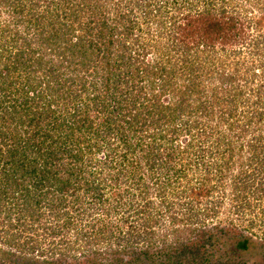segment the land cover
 I'll use <instances>...</instances> for the list:
<instances>
[{
	"label": "trees",
	"instance_id": "16d2710c",
	"mask_svg": "<svg viewBox=\"0 0 264 264\" xmlns=\"http://www.w3.org/2000/svg\"><path fill=\"white\" fill-rule=\"evenodd\" d=\"M215 1L0 0L15 19L5 24L0 11V214H7L0 264H62L54 256L65 239H51L47 249L24 236L39 228L18 230L11 219L37 217L56 237L75 223L67 197L83 214L76 227L95 219L100 203L108 217L86 234L124 240L123 253L92 251L69 264H210L220 247L229 254L216 264L247 256L264 264V239L239 231L231 217L264 218L263 39L245 72L235 58L259 25L250 14H261L264 3L244 1L248 14ZM200 166L198 187L175 197L181 180L194 184L190 169ZM163 178L155 195L166 210L152 216L147 201L144 223L125 233L129 217L118 209L140 205L150 182ZM215 195L217 211L208 214L222 215L221 225L202 222L183 239L177 224H192L201 200ZM51 199L55 227L36 211ZM167 220L168 229H155ZM172 232L174 250L154 248L156 234L167 242Z\"/></svg>",
	"mask_w": 264,
	"mask_h": 264
},
{
	"label": "rangeland",
	"instance_id": "374dc122",
	"mask_svg": "<svg viewBox=\"0 0 264 264\" xmlns=\"http://www.w3.org/2000/svg\"><path fill=\"white\" fill-rule=\"evenodd\" d=\"M185 1L187 2L188 0H185ZM222 1L223 0H216L215 1V4L218 6L217 8L227 6L225 9H227L228 11H232V10H234V7H236L237 9H240V10H243V11H245L247 9L248 14H250L251 8L249 7L248 4H246V2H244V1H247V0H227L225 3H224V1L223 2ZM263 3H264V0H263ZM244 5L245 6L247 5V8ZM260 7L263 8L262 11L260 10L261 14H258L259 12H255L253 14H250V15H254V16L258 17L257 18V22L259 23V25H257L256 27H254L252 29V31L250 32L251 34H250L249 39L247 41H245V43L243 44L244 47L241 48V52L242 53L240 55H238L237 57H235L237 59V62L240 63V65L244 64V68H243L244 72H245L246 69H248L249 66H251V64H253L252 61H253L254 49H256L254 47V45L257 44V42L261 41L260 39H263V41H261V46L264 47V4H262ZM257 10H259V9L257 8ZM0 11H1V19H2V21L5 24L8 23V21L10 19H14L12 14L9 12L8 8L3 7V9L0 10ZM259 18L262 19V22H261V20ZM14 25H15V22L12 21V26H14ZM18 29H20V28H18ZM258 37H261V38H258ZM20 46L22 47L23 45H20ZM233 56H235V55H233ZM258 64H259V62H258ZM196 144H197V142H195V145ZM134 160H135V158H134ZM202 167L200 166V167H194V169H190L191 170L190 174L197 173L196 178L193 181L194 184L193 185L188 184V181L183 177L184 179L181 180V184H179V186H178L179 187V190H178L179 193H176L177 196H175V197H178L180 195L190 194L192 192L193 188H197L198 187V185L201 183L200 182L201 179L200 180H198V179L200 178L201 171H203V169H204ZM142 174H140V177L142 176ZM138 178H139V176H138ZM166 178H163V179H161V181H158L159 184H157V182H155L156 180L150 182V188H151L150 189L151 190L150 193H151V195L150 196H146L145 198H143L144 196L140 197V200L143 199L144 203L143 202L142 203L139 202L140 205L138 203H136L134 208H130V205L127 204V205H125L123 207L124 209H122V208L118 209V211H120L119 215L123 216V219H128V217H129L130 223L128 224V227L127 226L123 227L125 233L130 232L131 231V227L140 226V225H142L144 223V216L148 215V212H149V210L144 212L145 203H147V201H153V205H152L153 209L151 207V211H152V214H153L152 216H155V214L157 213V209H159V208H161V209L165 208V210H166V206L163 207L164 205L161 204L162 203L161 199L155 195V194H158V191H156V190L163 186L161 184L164 181V179H166ZM213 179H214L213 176H212V178L210 177V180H213ZM164 183H166V181H164ZM117 184H119L122 187H125V181L121 180L120 183H117ZM129 187H131V185H129ZM135 187L134 186L132 187L133 191L134 192H138V190L136 191L137 188H135ZM209 187H210V185H209ZM79 195L82 196V197L84 196L82 192H80ZM168 195H170V192H169ZM175 197H172L170 199V202L176 203V198ZM66 199H67L66 200V204L70 205L69 208H68V211L70 210V216H74L75 215L73 217V220L75 221V223H74L73 226H71V230L70 231H69V229L64 228V226H60V229L61 230L63 229L62 232L60 234H57L56 237H52L51 231L53 229L52 230L50 229L49 232H48V230L42 228L41 224H37V221L35 220L37 217L35 219H31V218L25 217L22 220V223L16 222V221H19V220H14V219H17V218L11 219L12 226L17 228L18 230L19 229L23 230L24 228H28V231L30 229L34 230V229L39 228L37 233H35L34 231H33L34 233L32 231H30V234H27L25 232L24 236H28L29 235L30 237H34V239H38V240L42 241L43 245L46 246L47 249L50 248V244H51L52 240H55L56 242H59L61 239H65L64 240L65 247L63 248L62 251L61 250L57 251V253L59 255L54 256L55 257L54 259H60L61 258L62 264H69L70 262H72V259H73L74 255H77V257L81 258V259L85 258V256L88 257V255L91 254L92 251L94 253H96V251H97L98 253H100L102 255H104V253L106 252V255L109 256L115 251L116 248H118V251L123 253L122 246L124 245V240L118 238L119 234H117V237L114 236V237H111V238L106 237V234H105L103 237L96 238V239L93 238V237H90V236H88L86 234V233H90L88 231H91V229L88 227L91 223H94V224L96 223L97 224L100 221L101 222L104 221V220L106 221V219L108 217L105 214V212L103 211V209H101V207L99 206L100 203L96 204L97 208H96L95 211L97 213L94 215V217H96V218L95 219L91 218V220L89 219L86 222H84L82 225L76 227L77 226L76 222L79 221V219L83 216V214H81V215H79L78 213L75 214V208H73V206L75 205V201H74L75 198L74 197H67ZM218 199L219 198L216 195L212 196V197H208V196L206 197L205 196L203 198V200H201L202 203L198 207L201 211H198V209H197L196 210V214L194 215V213H192V216H190L191 218L188 217V219H187V221L189 219H192L191 220L192 224L184 223V221H183L182 224L181 223L177 224L179 229H183V231L180 233L181 236L184 235L183 239L188 237L187 234H192L193 232H198V230H196V229L197 228L199 230L201 229V225L200 224L202 222H205L206 225L209 226L212 229L215 228V226H217V225H221L220 223H222V222H221V218H219V217H221L222 215L217 214L216 216H213L214 214L213 215L208 214L213 208H214V210L216 209L214 211V213L217 211L216 207H217V205L219 203ZM185 200H188V202H189V198L183 199L181 201L185 202ZM53 201H54L53 199H51L50 201L44 200L42 202V204L39 206V209L36 208L37 209L36 211H37V214H38L37 216H40V215H41V217L45 216V217H47V219L49 221H51L53 218H55V220H57V218H56L57 216L56 215L54 216L52 214L53 212L51 210L52 208L55 207V205L52 204ZM87 201L89 202L90 206L92 207L93 202H90L89 200H87ZM129 201H131V199ZM123 203H125L124 200H123ZM2 204L5 205L6 202L4 203L3 201L0 200V207H2ZM119 205H120V203H119ZM232 205L233 204H232L231 201H227L226 209L231 208L230 215L233 213V206ZM263 207H264V205H263ZM6 209L7 208H5L3 210H5V212H6L7 211ZM33 209L35 210L34 207H33ZM80 211H82V209ZM134 211H138V213H134ZM173 212L178 214V215H180V216L183 215V212H181V210H179V209H175V211L173 210ZM224 212L225 211L222 210V213H224ZM14 213L20 214L21 210L14 211ZM22 213H23V215H25V212H22ZM198 214H199V216H198ZM224 216H225V213H224ZM16 217H19V216L17 215ZM231 217H233V219H234L233 223L236 224V226L239 229V231H242L243 233H246L248 235L254 234L256 237H260V238L264 239V218L261 220L260 218H257V216L254 215L252 217V215H249V214H247V217L245 218V220L241 219L242 215H238V216H236V215L232 216L231 215ZM5 218H7V214L6 213L0 214V226L2 224L6 223V222H4ZM252 218H253L254 222H251ZM64 221H65V219H64ZM155 223H156V221H155ZM160 223H161L162 227H160V225L158 226V224H156V226H155V229L157 231H158V228H161V230H163V231L169 228L168 220H167V222H160ZM56 225H57L56 221L55 222L51 221V226L52 227H55ZM61 225H63L62 222H61ZM134 230H135V228H134ZM18 233H20V232H18ZM47 234H49V235L46 236ZM172 235H173V232L171 234H169V236L167 237L168 241L167 242H163L161 240V235H157L156 234L155 238H153L154 240H152V241L154 243H157L158 246L155 245L154 248H157V250H159V251L163 250L164 248L166 249V251L174 250L175 246H176L175 243L177 241H176V236H172ZM29 236H28V238H30ZM46 237H48L49 239L48 240L45 239ZM94 237H97V236H94ZM23 240H24V238H23ZM100 240H102V241L100 242ZM1 242H0V244H2ZM119 244H120V246H119ZM218 250H219V256H221L222 259H226L225 256H226L227 253L229 254V252L227 250L223 249L222 247L218 248ZM53 251L55 252L56 250H53ZM69 253H70V255H69ZM219 256L217 255L216 257H214L211 260L210 264L211 263H213V264L218 263L217 259H218ZM231 261L236 263V264H256L257 263V259L256 258H250V256H247L244 260L242 259V260H239L238 262L234 261L233 259Z\"/></svg>",
	"mask_w": 264,
	"mask_h": 264
}]
</instances>
